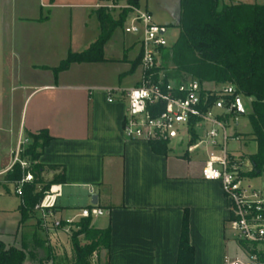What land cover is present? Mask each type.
I'll list each match as a JSON object with an SVG mask.
<instances>
[{
    "label": "crops",
    "instance_id": "crops-1",
    "mask_svg": "<svg viewBox=\"0 0 264 264\" xmlns=\"http://www.w3.org/2000/svg\"><path fill=\"white\" fill-rule=\"evenodd\" d=\"M107 2L110 0H40L39 13L33 17L7 14L8 27H25L10 38V92L5 86L0 88V122L9 123L0 126V141L6 146L0 155V178L11 168L18 149L31 144L29 134L47 130L52 140L38 162L65 166V182L58 185L60 197L67 198L59 206L56 202L53 218L78 222L79 210L89 207L93 196L97 206L107 211L91 224L111 228L110 248L101 250L92 264H176L185 210L195 264H223L240 251L228 223L229 203L220 184L201 177L206 154L190 153L186 144L173 141L168 153L159 155L147 142L127 139L123 133L126 100L117 93L114 101H108V88L125 91L141 79L140 65L132 68L141 53L139 36L117 28L105 45L106 61L74 63L57 77L52 71L70 51H84L96 41L101 28L94 12ZM145 9L163 26L165 35L166 26L177 29L180 0H154L146 3ZM66 15L67 28L62 25ZM58 49L62 55L57 65L39 61L33 54ZM112 49L118 51V57L107 55ZM114 63L123 68L113 85L83 82L72 75L76 70ZM54 173L46 172L44 178L51 179ZM9 186L14 187L20 205L13 184L8 190L0 185V196L9 194ZM19 205L14 212L20 218ZM39 221L37 212L26 224L34 226ZM18 227L19 221L13 241L5 231H0V239L10 242L7 244L19 242ZM42 234L54 249L56 260L52 263L68 264L70 236L59 229Z\"/></svg>",
    "mask_w": 264,
    "mask_h": 264
},
{
    "label": "trees",
    "instance_id": "trees-1",
    "mask_svg": "<svg viewBox=\"0 0 264 264\" xmlns=\"http://www.w3.org/2000/svg\"><path fill=\"white\" fill-rule=\"evenodd\" d=\"M120 2L122 0H110ZM129 6H140L139 0H124ZM129 8L120 11L114 18L110 10L100 7L95 14L100 23L101 33L94 43L81 52H69L67 57L52 68L55 77L67 71L74 63H97L106 61L104 48L114 31L123 28ZM180 36L169 48L162 50L163 63L156 69L162 72L165 80L181 82L187 78L201 83H232L236 94L252 98L250 122L252 138L257 142L258 151L246 157L253 164L250 177L261 176L264 172V3H231L220 8L219 0H180ZM141 54L133 64L140 65ZM170 62L172 65H170ZM191 142L197 135L191 129ZM31 144L19 152L20 159H29L28 168L19 162L6 172L1 184L8 188L16 185L26 174L33 180L25 183L19 196L21 203L17 234L20 241L7 244L0 239V264H45L56 257L54 249L48 245L42 232L40 221L28 226V220L35 218V207L44 198L45 191L54 184L65 182V166L39 163L43 149L52 137L47 130L29 134ZM159 155L168 153L166 143L149 144ZM54 171L46 180L44 173ZM92 218H81L75 223L70 236L71 258L68 264H92V257L101 250H109L111 228H94ZM81 236L83 239H81ZM85 243H82V241ZM176 264H195V249L190 240L189 213L184 211Z\"/></svg>",
    "mask_w": 264,
    "mask_h": 264
},
{
    "label": "built area",
    "instance_id": "built-area-1",
    "mask_svg": "<svg viewBox=\"0 0 264 264\" xmlns=\"http://www.w3.org/2000/svg\"><path fill=\"white\" fill-rule=\"evenodd\" d=\"M109 10L129 8L123 26L126 34L139 36L141 44L139 83L128 90L108 88V101H114L118 93L126 100L123 117V133L129 140L166 143L173 141L186 144L188 152H204L201 177L205 181L217 182L229 203L228 223L239 246L240 255L228 257L223 264H264V189L246 183L253 178L247 173L253 164L245 155L230 148V141L241 140L238 133H230V123L240 114L236 87L232 83L208 84L187 78L181 82L165 80L156 69L161 65L162 50L171 47L164 28L157 24L152 14L141 6H129L116 2L100 3L97 8ZM194 129L197 139L191 142ZM28 168V162L18 158ZM12 164V166H13ZM11 166V167H12ZM264 175V172L263 174ZM33 180L26 174L15 185L17 195L22 193L25 183ZM61 196V185L54 184L45 191L44 198L35 207L40 214L41 227L46 230H61L71 236L76 229L74 219L61 221L53 218V209ZM106 210L90 205L79 210L78 217L103 216ZM95 254L92 259L96 258ZM46 264H53L52 261Z\"/></svg>",
    "mask_w": 264,
    "mask_h": 264
},
{
    "label": "rangeland",
    "instance_id": "rangeland-1",
    "mask_svg": "<svg viewBox=\"0 0 264 264\" xmlns=\"http://www.w3.org/2000/svg\"><path fill=\"white\" fill-rule=\"evenodd\" d=\"M154 0H151L153 3ZM243 2V3H264V0H219L220 8L226 4H231L234 2ZM147 0H139V4L142 8H145ZM119 4H126L124 0L120 1ZM40 10V0H0V88L6 87L5 91H8L12 86H9L8 80V63L12 59V46L10 43V38L13 36L15 31H18L20 28H24L25 25L12 26L11 28L7 25L6 16L7 14H25L28 16H35L39 13ZM121 9L115 8L110 10V13L114 18H117ZM68 19L67 15L64 19H62V25L67 28L68 27ZM163 27V26H162ZM168 31L166 33L167 41L170 45H173L179 38L180 29H174L173 27H168ZM122 29V28H120ZM19 32V31H18ZM131 36V34H128ZM37 55L39 61H44L51 65H57L60 61V57L62 55L61 50H54L51 52H45L42 50L34 51L33 54ZM42 55V57H41ZM109 57H118V51L116 49L109 50L107 52ZM163 60H161V64ZM170 65L172 63L170 62ZM123 65L119 63L114 64H98L91 68H84L81 70H76L73 72V76L78 79L79 81L88 82V83H106V84H115L118 81V74L122 70ZM239 100L242 104L244 113L239 114L236 119H233L230 123V133H238L241 136V140L238 141H230V148L237 153L243 154L245 156L254 154L258 151L257 142L252 138L253 128L250 122V114L252 113V98L247 97L243 94L239 95ZM2 125L6 124L5 120H1ZM0 122V126H1ZM8 126L9 123L7 122ZM9 128V127H8ZM29 144L22 145L21 148L24 150L28 147ZM20 148V149H21ZM6 150V146L4 145L3 141H0V155ZM18 158L20 156L18 155ZM24 161L28 162L29 166L34 165L31 164L29 159H23ZM49 177H46V180ZM0 178V182H1ZM248 184L255 188H262L264 189V175L253 177L247 179ZM2 189L5 188L1 183ZM10 192L7 195L0 196V231H5L7 235H12L9 240L13 238V234L15 233V229L17 227L18 221L20 220L19 215L14 212V210L19 205V199L14 193V187L9 186ZM8 190V189H7ZM67 198L66 195L63 197L58 198L57 206L60 205ZM82 204L75 205L74 207H79ZM73 207V206H72ZM3 210V211H2ZM6 210V211H4ZM103 217H94L92 220H99ZM50 232V230H49ZM10 237V236H9ZM8 238V237H7ZM8 240V241H9ZM6 243H10L7 242ZM240 251V249H239ZM96 259V258H95ZM94 260V259H92ZM68 261V260H67ZM96 262V261H95ZM47 263V262H46ZM69 263V262H68Z\"/></svg>",
    "mask_w": 264,
    "mask_h": 264
},
{
    "label": "water",
    "instance_id": "water-1",
    "mask_svg": "<svg viewBox=\"0 0 264 264\" xmlns=\"http://www.w3.org/2000/svg\"><path fill=\"white\" fill-rule=\"evenodd\" d=\"M238 105H239L240 114H243L244 113V110H243L242 104H241V102H240L239 99H238ZM91 205H97V197L96 196H93L92 197Z\"/></svg>",
    "mask_w": 264,
    "mask_h": 264
}]
</instances>
